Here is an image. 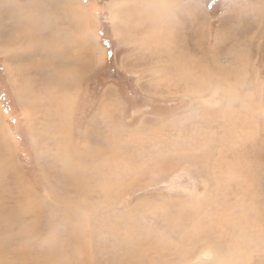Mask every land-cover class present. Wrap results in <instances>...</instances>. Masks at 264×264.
<instances>
[{
  "label": "rangeland",
  "instance_id": "1",
  "mask_svg": "<svg viewBox=\"0 0 264 264\" xmlns=\"http://www.w3.org/2000/svg\"><path fill=\"white\" fill-rule=\"evenodd\" d=\"M0 264H264V0H0Z\"/></svg>",
  "mask_w": 264,
  "mask_h": 264
},
{
  "label": "bare ground",
  "instance_id": "2",
  "mask_svg": "<svg viewBox=\"0 0 264 264\" xmlns=\"http://www.w3.org/2000/svg\"><path fill=\"white\" fill-rule=\"evenodd\" d=\"M139 1V0H138ZM142 1V0H141ZM7 2V1H6ZM41 2V1H40ZM47 2V1H46ZM54 2V1H53ZM149 2V1H148ZM22 3V2H21ZM8 4V3H7ZM44 4H46V3H44ZM140 4H141V2H140ZM144 4V3H143ZM58 5H60V4H58ZM23 5H21V7H22ZM49 6V5H48ZM5 7V6H4ZM60 7V6H59ZM139 7V6H138ZM140 7H142V6H140ZM150 7H151V4H150ZM37 8V7H36ZM145 8L147 9V5H145ZM42 9H44L43 11H45L47 8L46 7H43ZM42 9H40V10H42ZM52 9V8H51ZM37 10V9H36ZM53 10V9H52ZM51 10V11H52ZM175 10V9H174ZM174 10H172L170 13H172L171 15H172V17L170 18V20H174L175 19V17H174V15L176 14H174ZM14 11H16V10H14ZM22 10H20V12H21ZM42 11V12H43ZM50 11V12H51ZM140 11V10H139ZM180 11V10H179ZM12 11H10L9 13H11ZM33 12V11H32ZM54 12H56V11H54ZM177 12V11H176ZM41 13V12H40ZM169 12H165L164 14L165 15H167ZM184 13V12H183ZM25 14H26V12H25ZM34 14V13H33ZM47 14V13H46ZM48 14H50V13H48ZM62 14V13H61ZM144 14V13H143ZM164 14H162V15H160V16H163ZM12 15V14H11ZM165 15H164V17H165ZM177 15V14H176ZM50 19L47 21V20H44V19H38V20H35V19H37V18H33L35 21L32 23V26L35 28V30L33 29L32 31H34V33L32 32V36H31V38H29V39H41V40H43L44 42H43V44H42V47H45L44 48V52L48 55V56H51L53 59H54V61L52 60V63L54 62V69L57 71V75H55L51 80H54L55 82H53V83H55V85L57 86V85H59V84H61L62 82L64 83V81H65V79H66V77L68 78H71V75L73 74V72H72V74L70 75V73H68L67 72V67H68V65L69 64H71V63H69L70 62V60L68 59V56H67V54L69 53L68 51H70V50H68L69 49V46H68V43L69 42H67V38H66V32L64 31V28H63V26H59V24L60 23H62V20L61 21H59V17L57 16V15H55L54 13L51 15L50 14ZM11 17V16H10ZM18 17H20V16H18ZM158 13H157V15L156 16H153L150 20H147L146 22V24L148 25V29H150V31H152V30H154V29H159L160 30V32H162V29H163V25H165L166 24V20L164 19V18H162V19H158ZM26 18V17H25ZM43 18H45V17H43ZM144 18V17H143ZM154 18V19H153ZM188 18V17H187ZM23 19V18H22ZM29 19V18H28ZM62 19H64V18H62ZM66 19V18H65ZM14 19H11L10 18V21L8 22L9 23V25L11 24V23H14ZM27 21V20H26ZM37 21H40L39 23L37 22ZM43 23H42V22ZM64 21V20H63ZM144 21V20H143ZM7 23V24H8ZM25 23V22H24ZM26 24V23H25ZM43 24V25H42ZM62 25V24H61ZM22 26H23V22H22ZM165 27V26H164ZM171 27V26H170ZM13 28H16V26L14 25L13 26ZM18 28V27H17ZM29 28H30V25H29ZM41 28V30H39ZM144 28H146V27H144ZM21 30V29H20ZM26 30V29H25ZM145 32H147V31H149V30H144ZM171 31V30H170ZM169 31V32H170ZM31 32V31H30ZM152 32H154V31H152ZM172 33V32H171ZM186 33V32H185ZM145 34H147V33H145ZM18 35V34H17ZM148 35H150V34H148ZM20 37V35L18 36V38ZM42 37V38H41ZM68 37V36H67ZM147 37H149V36H147ZM151 37V36H150ZM169 37V36H168ZM167 36H166V39L168 38ZM153 38V37H152ZM20 39H22V37H20ZM69 39H70V37H69ZM149 39V38H148ZM187 39V38H186ZM144 40V39H143ZM168 40V39H167ZM180 40V39H179ZM184 40V39H183ZM68 41H70V43L69 44H71V42H73L72 40H68ZM149 41V40H148ZM169 41V40H168ZM186 41V40H185ZM189 40H187V42H188ZM31 42V41H30ZM149 42H152L153 43V41H149ZM174 43V42H173ZM22 45H23V43H21ZM36 44V43H35ZM73 44V43H72ZM151 44V43H150ZM154 44V43H153ZM178 44V43H177ZM182 44H185V43H182ZM34 45V44H33ZM73 45H75V42H74V44ZM168 45V44H167ZM173 45V44H172ZM31 46H32V44H31ZM76 46V45H75ZM144 46V45H143ZM151 46H155V45H152L151 44ZM150 46V47H151ZM158 46V45H157ZM156 46V47H157ZM169 46V45H168ZM147 47H149V46H147ZM185 47H187V46H184V48ZM189 47V46H188ZM32 49H35L36 50V46H32ZM187 49V48H186ZM201 49V48H200ZM40 50V49H39ZM157 50V49H156ZM148 51H149V49H148ZM153 51H154V49H153ZM167 51V50H166ZM204 51H205V48H204ZM160 53V52H159ZM170 53V52H169ZM204 53V52H203ZM206 53V52H205ZM168 54V53H167ZM154 55V54H153ZM186 55V54H185ZM205 55V54H204ZM157 56V55H156ZM161 56V55H160ZM159 56V57H160ZM176 56V55H175ZM195 56V55H194ZM179 57V56H178ZM67 58V59H66ZM157 58V57H156ZM175 58H177V57H175ZM170 59V58H169ZM180 59V58H179ZM183 59V58H182ZM160 60V59H159ZM191 60H193V59H190V61ZM172 61V60H171ZM197 61V60H196ZM45 62V61H44ZM44 62L42 63V64H44ZM48 61H46V63H47ZM174 62V61H173ZM187 62V61H186ZM189 62V61H188ZM41 64V65H42ZM73 64V63H72ZM176 64V63H175ZM195 63H193V65H194ZM48 65V64H47ZM51 64L49 63V65L48 66H50ZM164 66V65H163ZM162 66V67H163ZM45 67V66H44ZM62 67V68H61ZM166 67V66H165ZM204 67V66H203ZM64 68H66V69H64ZM69 68H72V67H69ZM68 68V69H69ZM64 69V70H63ZM199 69V68H198ZM209 69V68H208ZM45 70V69H44ZM188 70V69H187ZM194 71H196V70H194ZM200 71V70H199ZM184 72V71H183ZM208 72V71H207ZM47 73V72H46ZM45 73V74H46ZM68 73V74H67ZM78 74V73H77ZM179 74V73H178ZM187 74V73H186ZM203 74V73H202ZM209 74V73H208ZM164 75V74H163ZM191 75V74H190ZM190 75H188V77L190 76ZM210 75V74H209ZM47 76V75H46ZM52 76V75H51ZM79 77V76H78ZM185 77V76H184ZM49 78V77H48ZM80 78H82L81 76H80ZM46 79V78H45ZM184 79V78H183ZM182 79V80H183ZM67 80V79H66ZM80 80V79H79ZM181 80V79H180ZM185 80V79H184ZM189 80V79H188ZM205 80V79H204ZM203 80V81H204ZM46 81V80H45ZM48 81V80H47ZM70 81V80H69ZM177 81H179V79L177 80ZM194 81V80H193ZM192 81V82H193ZM196 81V80H195ZM43 82V81H42ZM66 82V81H65ZM187 82V81H186ZM185 82V83H186ZM206 82V81H205ZM75 83V82H74ZM188 83V82H187ZM76 84V83H75ZM181 84V83H180ZM193 84H194V82H193ZM51 85V84H50ZM64 86H65V84H63ZM186 85V84H185ZM184 85V86H185ZM45 86V85H44ZM49 86V85H48ZM47 86V87H48ZM61 86V85H60ZM201 86V85H200ZM76 87V86H75ZM189 87V86H188ZM192 87V86H191ZM197 87V86H196ZM45 88V87H44ZM68 88H70V86L68 87ZM187 88V87H186ZM190 88V87H189ZM194 88H195V85H194ZM53 90L55 89V87L54 88H52ZM51 89V90H52ZM65 89H67V88H65ZM72 89H74L73 87H72ZM185 89V88H184ZM56 90V89H55ZM187 90V89H186ZM192 90V89H191ZM49 91V90H48ZM60 91V90H59ZM68 91V90H67ZM71 92H72V90H70ZM76 91H77V89H76ZM189 91H190V89H189ZM27 92V91H26ZM54 92V91H53ZM204 92V91H203ZM49 93H50V91H49ZM56 93V92H55ZM62 93V92H61ZM76 94H77V92H75ZM74 93V94H75ZM39 94V93H38ZM41 94V93H40ZM203 94V93H202ZM49 95V94H48ZM66 95V94H65ZM34 96V95H33ZM51 96V95H50ZM53 96V95H52ZM56 96V95H55ZM62 96V95H61ZM64 96V95H63ZM68 96V95H67ZM73 96V95H72ZM46 97V96H45ZM74 97V96H73ZM49 98V97H48ZM57 98V97H56ZM55 98V99H56ZM58 98H60V95H59V97ZM57 98V99H58ZM35 99H36V96H35ZM34 99V100H35ZM54 99V100H55ZM39 100V99H38ZM48 100H50V99H48ZM64 100V99H63ZM37 101V100H36ZM58 101V100H57ZM65 101V100H64ZM44 102V101H43ZM53 103H52V105L55 103V101H52ZM66 102V101H65ZM58 103V102H57ZM61 103L62 102H60V103H58L59 105H61ZM68 104H69V102H67ZM36 104V103H35ZM45 104V103H44ZM39 105H40V103H39ZM54 106V105H53ZM56 106H57V104H56ZM54 108V107H53ZM58 108H60V107H58ZM48 110H49V107H48ZM50 110H52L51 109V104H50ZM65 110V109H64ZM46 111V110H45ZM53 111V110H52ZM54 112V111H53ZM61 112V111H60ZM69 112V111H68ZM66 113V115H67V112H65ZM48 115H51L52 116V112L50 113L49 111H48V113H47ZM56 115H54V117H55ZM57 116H60V115H57ZM49 119V118H48ZM61 120V119H60ZM65 120L67 121V119L65 118ZM64 121V120H63ZM51 122H53L52 120H51ZM61 122V121H60ZM65 122V121H64ZM62 126V125H61ZM51 127H53V126H51ZM51 127H50V129H51ZM63 128L65 129V127L63 126ZM67 128V127H66ZM69 128V127H68ZM64 129H62V131L64 130ZM57 130H58V128H57ZM66 130V129H65ZM64 130V131H65ZM51 131H52V129H51ZM114 131V130H113ZM70 132V131H69ZM52 133V132H51ZM62 134V133H61ZM68 134V133H67ZM66 134V135H67ZM144 135L146 134V133H143ZM61 137V136H60ZM143 137V136H142ZM145 138V137H144ZM63 138H61V140H62ZM90 141V140H89ZM69 143V142H68ZM89 144V143H88ZM200 144V143H199ZM89 145H91V144H89ZM63 146V145H62ZM199 146V145H198ZM65 147V146H64ZM126 147V146H125ZM168 147V146H167ZM63 148V147H62ZM85 148V147H84ZM87 148V147H86ZM89 148H91V149H93L91 146L89 147ZM110 148V147H109ZM179 148V147H178ZM182 148V147H181ZM67 149V148H66ZM111 149V148H110ZM78 150V149H77ZM127 150V149H126ZM170 150V149H169ZM204 150V149H203ZM208 150V149H207ZM78 152V151H77ZM89 152H90V150H89ZM92 153H93V151H91ZM63 153V152H62ZM65 153V152H64ZM66 153H67V151H66ZM95 153V152H94ZM104 153V152H103ZM76 154V153H75ZM83 154V153H82ZM60 155H61V153H60ZM80 155V154H79ZM67 156H69V153H68V155ZM66 156V157H67ZM85 156V155H84ZM97 156V155H96ZM64 157H65V155H64ZM70 157V156H69ZM80 157V156H79ZM94 157V156H93ZM68 158V157H67ZM71 158V157H70ZM69 159V158H68ZM77 159H79V158H77ZM90 159V158H89ZM59 160H60V158H59ZM62 160H63V157H62ZM65 160V159H64ZM76 160V159H75ZM102 160V159H101ZM66 161V160H65ZM68 161V160H67ZM69 161H72V159L71 160H69ZM83 161V160H82ZM103 161V160H102ZM75 162V161H74ZM77 162V161H76ZM94 162V161H93ZM96 162V161H95ZM97 162H100V161H98L97 160ZM60 163H62V162H60ZM71 163V162H70ZM105 163V162H104ZM75 164V163H74ZM77 165H78V163H76ZM102 164V163H101ZM65 165V164H64ZM64 165H62V166H64ZM85 165V164H84ZM89 165V164H88ZM88 165H86V168H88L87 166ZM105 165V164H104ZM73 166V165H72ZM110 166H112L111 165V163H110ZM85 167V166H84ZM72 168V167H71ZM79 168V167H78ZM81 168V167H80ZM85 168V169H86ZM104 168V167H103ZM106 168H109L108 166H106ZM76 169V168H75ZM98 169V168H97ZM105 169V168H104ZM71 170V169H70ZM83 170V169H82ZM92 170H93V168H92ZM95 170H96V168H95ZM99 170H102V169H99ZM110 170V169H109ZM81 171V170H80ZM88 171V170H87ZM91 171V170H90ZM69 172V171H68ZM71 172V171H70ZM69 172V173H70ZM92 173H96V171L95 172H92ZM91 173V174H92ZM101 173V172H100ZM71 174V173H70ZM78 174V173H77ZM112 174V173H111ZM69 175V174H68ZM87 176V175H86ZM69 177V176H68ZM113 177V176H112ZM72 177H70V179H71ZM68 179V178H67ZM83 179H84V177H83ZM222 179V178H221ZM72 181V180H71ZM85 181V180H84ZM82 182H83V180H82ZM79 183H80V181H79ZM84 183V182H83ZM90 183V182H89ZM78 184V183H77ZM104 191V190H103ZM104 195V194H103ZM222 215V214H221ZM198 218V217H197ZM202 218V217H201ZM226 218V217H225ZM222 218H220L219 220H221ZM218 220V219H217ZM225 220V219H224ZM223 220V221H224ZM197 221H198V219H197ZM226 222V221H225ZM197 223V222H196ZM217 223V222H216ZM218 224V223H217ZM222 224V223H221ZM226 224V223H225ZM219 225V224H218ZM212 226H215L214 224L212 225ZM222 225H220V227H221ZM216 227V226H215ZM214 227V228H215ZM200 228V227H199ZM219 228V227H218ZM198 229V228H197ZM205 229H207V228H205ZM133 230V229H132ZM205 231V230H204ZM201 232V231H200ZM209 232V231H208ZM198 234V233H197ZM200 234V233H199ZM198 236V235H197ZM189 237H191V236H189ZM193 239V238H192ZM259 239V238H258ZM211 240H213V239H211ZM217 240V239H216ZM206 241V240H205ZM220 247V246H219ZM218 247V248H219ZM222 247V246H221ZM138 253V252H137ZM136 254V253H135ZM128 260V259H127ZM136 262V261H135ZM134 263V262H133Z\"/></svg>",
  "mask_w": 264,
  "mask_h": 264
},
{
  "label": "snow or ice",
  "instance_id": "3",
  "mask_svg": "<svg viewBox=\"0 0 264 264\" xmlns=\"http://www.w3.org/2000/svg\"><path fill=\"white\" fill-rule=\"evenodd\" d=\"M110 54L112 55V53H110V52H109V53H107V55H110Z\"/></svg>",
  "mask_w": 264,
  "mask_h": 264
}]
</instances>
